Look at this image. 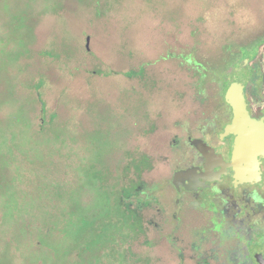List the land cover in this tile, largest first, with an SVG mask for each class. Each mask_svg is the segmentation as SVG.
<instances>
[{
  "label": "rangeland",
  "instance_id": "rangeland-1",
  "mask_svg": "<svg viewBox=\"0 0 264 264\" xmlns=\"http://www.w3.org/2000/svg\"><path fill=\"white\" fill-rule=\"evenodd\" d=\"M260 12L264 0H0V264H73L86 242L100 253L106 240L95 229L113 226L115 237L117 227L99 215L118 192V206L125 207L135 131L130 109L155 99L176 112L181 85L191 92L187 62L195 42L207 66V31L217 32L227 19L234 30L256 24ZM141 53L148 67L161 66L145 88L125 75L139 69L141 60L132 57ZM210 58L219 66L213 45ZM239 68L231 66L230 79ZM211 84L199 89L213 95L217 84ZM77 212L94 220L79 236ZM117 232L126 236L119 251L132 246L137 256L128 264H161L163 247L150 258L143 239L126 227Z\"/></svg>",
  "mask_w": 264,
  "mask_h": 264
},
{
  "label": "flooded vegetation",
  "instance_id": "flooded-vegetation-1",
  "mask_svg": "<svg viewBox=\"0 0 264 264\" xmlns=\"http://www.w3.org/2000/svg\"><path fill=\"white\" fill-rule=\"evenodd\" d=\"M263 15L260 12L256 24H242L239 30L230 27L228 19L217 32L210 28L207 66L199 60L202 51L195 42L187 62L194 75L191 84L185 85L190 84L191 92L181 85L176 112L168 110L164 100L155 99L143 100L136 112L130 109L135 131L126 160L130 170L124 180L128 181L122 189L125 207L118 206V192L115 199L109 197V209L99 215L117 227L116 235L113 226L95 229L93 235L105 237L106 245L96 253L99 245L81 244V252L73 254V264L134 261L137 256L131 245L119 251L120 239L126 236L118 235V226L143 239L150 258L153 250L163 247L166 253L160 257L161 264H264V156L238 150L241 133L231 129L235 114L226 101L230 87L240 84L246 112L264 124ZM211 45L221 57L216 66L221 71L210 58ZM161 62L167 59L156 61ZM238 62L240 68L230 79L231 66ZM148 66L132 69L126 79L145 88V80L156 76L147 74ZM209 83L217 84L213 95L205 87L199 89ZM89 220H82L79 234L91 229L94 220Z\"/></svg>",
  "mask_w": 264,
  "mask_h": 264
},
{
  "label": "water",
  "instance_id": "water-1",
  "mask_svg": "<svg viewBox=\"0 0 264 264\" xmlns=\"http://www.w3.org/2000/svg\"><path fill=\"white\" fill-rule=\"evenodd\" d=\"M226 101L234 109L235 120L231 129L241 133L238 142L240 152L255 151L264 156V124L252 120L246 112L243 89L238 83H234L227 92Z\"/></svg>",
  "mask_w": 264,
  "mask_h": 264
},
{
  "label": "trees",
  "instance_id": "trees-1",
  "mask_svg": "<svg viewBox=\"0 0 264 264\" xmlns=\"http://www.w3.org/2000/svg\"><path fill=\"white\" fill-rule=\"evenodd\" d=\"M90 40V38H88V41ZM167 45H168V42H167ZM142 56H146V54H143V53H141L140 55H136L135 57H132V58H137V60L138 61H140V62H142V64L141 65H145V66H147V65H149V63H147V65L145 64V62H143V60L141 59V57ZM131 57V56H130ZM158 57H160V54H159V56ZM157 57V58H158ZM156 59V58H155ZM149 69V70H148ZM158 70V68H153V67H151V68H146L145 70H146V72H147V74H149V75H155L156 73H154L153 72V70ZM130 74V71H128L127 73H125V75L126 76H128ZM156 75H158V74H156ZM42 84H44V81H40L38 84H36V85H34V90H36L37 92H38V90H39V88H40V86L42 85ZM37 86V87H36ZM35 102H37L36 101V99H35ZM33 105V104H32ZM41 105H42V111H44V113L46 114V111H47V104L46 103H43L42 101H41ZM46 125H44V127L43 128H41L40 129V127H39V129L41 130V131H45L46 129H48L47 127H45ZM98 174V172H95L94 173V178L95 179H97L98 181L97 182H100L101 180H102V177L101 176H99V177H95V175H97ZM99 175V174H98ZM118 210H120L119 208H117V212H118ZM103 214H104V212H103ZM118 214V218H119V221H120V223H121V212H118L117 213ZM72 218L73 219H79V221L81 220H83V219H85V220H87V221H90L89 219H93L92 218V216H90V215H86V214H82L81 212H77V213H72ZM104 219V218H103ZM119 227V226H118ZM74 230H76L75 232H74V234L76 235V236H78L79 235V228H76V229H74ZM37 247V249H46L47 247H44V244H40V245H38V246H36ZM46 260V259H45ZM44 260V263L46 262ZM40 264H42V263H40Z\"/></svg>",
  "mask_w": 264,
  "mask_h": 264
}]
</instances>
